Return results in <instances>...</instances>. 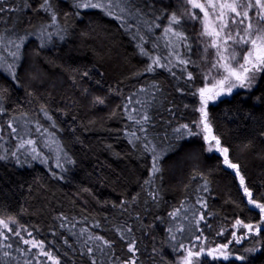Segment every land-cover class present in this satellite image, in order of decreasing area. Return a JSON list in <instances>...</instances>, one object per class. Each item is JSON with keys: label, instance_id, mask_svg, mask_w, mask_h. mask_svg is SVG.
Segmentation results:
<instances>
[{"label": "trees", "instance_id": "1", "mask_svg": "<svg viewBox=\"0 0 264 264\" xmlns=\"http://www.w3.org/2000/svg\"><path fill=\"white\" fill-rule=\"evenodd\" d=\"M51 2L56 24L39 8L42 0H27L30 7L0 0V65H15V79L0 68V89L7 90L0 96L6 110L0 113V219L13 229L0 225L8 237L0 236V264H54L42 251L60 264H91L87 248L99 242L85 245L89 235L114 242L107 254L95 251L98 264L132 256V237L137 264H180L186 255L174 248L180 243L195 245L193 251L228 244L231 258L206 253L199 264H264V224L259 233L235 225L239 219L255 226L264 216L244 193L247 187L264 203V73L251 89L217 98L206 110L211 134L228 148L237 175L221 152L208 151L202 124L193 123L200 121L198 90L209 79L211 60L198 20L184 16L174 26L187 41L169 45L173 38L163 34L173 11L190 10L185 0H135L141 13L123 22L100 9H77L74 0ZM43 28L51 40L41 46ZM20 36L27 38L17 58L12 52ZM177 55L191 62L181 65ZM156 57L166 67L146 71ZM185 124L197 135L175 131ZM156 154L160 171L153 173ZM201 213L205 220L196 223ZM117 226H130L132 237L121 239Z\"/></svg>", "mask_w": 264, "mask_h": 264}, {"label": "snow or ice", "instance_id": "2", "mask_svg": "<svg viewBox=\"0 0 264 264\" xmlns=\"http://www.w3.org/2000/svg\"><path fill=\"white\" fill-rule=\"evenodd\" d=\"M185 2L186 4L190 5L192 9H199L201 12H203L205 19L209 17V9H211V12L216 14L215 19L220 21L219 29L217 30L214 28L212 31L208 30L209 25L205 23L204 31H202L200 34L201 36L207 35L214 37L211 43L205 47V52L208 51V48H213L216 50L215 60L208 68V75H211L213 71H216L217 74H219L221 69H223V72L226 73V75H223L221 79L216 80L213 86L215 87L217 84L222 86L231 80H235L238 83H231L226 89L228 92H231L232 88L238 86L251 87L252 82L256 78V74L264 73V0H205V3H201L200 0H185ZM24 7H30V5L27 3V0H24ZM74 7L77 9H100L106 15L111 16L121 22H123L125 17L128 15H139L141 13V9L135 5V0H74ZM39 8L51 13L52 24L57 23V16L53 10L51 0H42ZM4 10L5 9L3 7H0V12H3ZM75 14L77 16L80 15L79 11H77ZM65 15H67V13ZM184 16H190L192 19H199L198 15L194 12H191L190 10H186L185 12L179 14L173 11L168 17V25L163 29V34L165 37L170 35L173 38L168 41L169 45H172L174 41H187V36L182 31L176 30V28H174V26H179L181 24V20ZM226 17L227 19H225ZM155 27H160V25L156 24ZM29 35H31V33H29ZM40 37L41 46H43L45 43V37H47V40H51V33H48L47 29L43 28L40 32ZM26 38V36L18 37L20 43L15 44L16 51L12 52V56L19 58V50ZM60 38L63 39L64 37L61 36ZM4 40L5 37L0 35V42H3ZM7 42L9 44L14 43L12 40H8ZM141 51L147 55L143 48H141ZM224 53H229V55H224ZM241 53L243 54L241 55ZM177 58L179 59V63L181 65H187L191 62L190 60L180 59L178 55ZM153 65L166 67V65H162L160 63V58L156 57L153 59L152 64L147 67L146 71H154ZM0 68H3L5 71L11 73L13 79H15L14 64H7L6 67L4 65H0ZM84 75L87 76L88 73L85 72ZM188 78L192 79V73H188ZM6 91V89H0V96H2ZM198 91L202 101V107L199 109L201 113V119L198 123H193L196 124L197 127H199L201 124L203 125V130L206 133L204 140L209 142L208 151H212L213 147H215L216 151H219L223 154L224 163L228 165V167L236 169L237 175H239V166L230 162L228 159V148H222L220 146L219 138L211 134V126L208 123V113L205 111V107L207 105L208 99H214V97H205V93L208 91L207 88H201ZM216 95H219V93ZM94 102L100 104L104 103L103 99L100 97H96ZM4 111H6L5 108L2 104H0V113ZM42 111H44L43 108ZM45 115H47L46 111ZM48 118L51 119V117ZM129 118L132 119L131 116ZM149 119L150 117L146 113L141 117V120L144 122H147ZM141 120H137L136 123H141ZM8 127L11 128L13 132H16V129L12 126L11 121L9 122ZM181 129L188 130L187 134L190 136L197 135V133L191 131L189 125L187 124L181 125V127L175 131L180 132ZM36 130L40 131L39 125L37 126ZM45 131L47 130L45 129ZM133 135L135 134L133 133ZM137 139L139 138L137 137ZM212 141H215L214 145L212 144ZM23 143L33 144L34 141L27 140L23 141ZM23 143L21 146H23ZM145 147L148 151H152V149H148L147 146ZM33 151H35V149H33ZM13 155L15 154L13 153ZM158 162L159 155L156 154L153 156V173L160 171ZM57 166L59 167L60 165L58 164ZM145 183L150 184L152 181L149 180ZM244 183V177L241 176L240 184L244 185ZM204 191H207L206 187L204 188ZM244 193L248 197V203L254 205L257 209H259L260 213L264 214V203H261L257 199L253 198V193L247 187H244ZM151 196L153 200L157 199L156 193H152ZM197 203L204 208L207 207V204L203 199L197 200ZM179 211V209H176L172 213H169V215L175 217ZM9 219H12L13 223H15L13 218ZM185 219H187V217H185ZM204 220L205 215L201 213L196 223ZM261 224H264V216H262V220L255 226L252 224H245L239 219L235 222L236 226H242L243 228L247 229L249 233L253 231L259 233L261 231ZM0 225H3L4 228H8V224L2 219H0ZM61 227H63V225H61ZM8 230L10 232L13 231L11 228H8ZM85 231V229H81V234H84ZM115 231L119 234L121 239L132 237V228L130 226H117ZM168 231L170 234L172 233L171 228H169ZM177 231L182 232L183 228H178ZM14 234L18 236L19 232H14ZM29 235H31V233H29ZM235 235V232H233L234 237ZM0 236H3L4 240L8 239V237L4 236L3 233H0ZM171 239L175 240L176 236L171 235ZM196 239L199 240L200 237L197 236ZM89 241L94 243L97 241L99 242L95 243V248H87V253L91 258V264H98L94 254L95 251L107 254V251L112 249L114 243L112 240L105 239V237L100 235H89L84 241L85 245H87ZM24 243H31L33 247L40 249H43L44 247L42 241L38 242L35 240H25ZM228 243L231 244L232 241H229ZM6 247L11 248V245L8 244ZM194 247L195 245H193V248ZM227 247L228 244L217 246L218 249H226ZM174 248L176 250L184 249V252L186 253V255L181 257L180 264H199V260H195L194 262V258L200 257L205 252V249L202 246L197 251H193V248H185L183 243H180L178 246H174ZM137 251L138 249L136 247V240L134 237H132L128 240V252L131 253L132 256L124 261H121V264H137V260L135 258V253ZM214 251L215 250L212 249L208 250L207 255L212 256ZM41 254L46 256L48 259L53 260L54 264H60L59 259L54 257L50 252L42 251ZM220 254L223 255V252ZM10 255L11 254L7 251L3 252V257H10ZM227 258V256H224V259ZM238 259L243 260L244 257L240 256ZM0 260H2V257H0Z\"/></svg>", "mask_w": 264, "mask_h": 264}, {"label": "rangeland", "instance_id": "3", "mask_svg": "<svg viewBox=\"0 0 264 264\" xmlns=\"http://www.w3.org/2000/svg\"><path fill=\"white\" fill-rule=\"evenodd\" d=\"M200 2L201 3H205V0H200ZM190 11L194 12V13H196L198 15L199 19H197V20L199 22L201 31H204L205 23H207L209 25V28H208L209 31H212L214 28L217 29V30L219 29L220 21L215 19V15L216 14L212 13L211 9H209L210 15H209V17L207 19L204 18L203 12H201L199 9H192L191 6H190ZM225 19H227V17ZM232 27H235V26H232ZM203 38H204V40H203L204 55L206 56V58L211 56V60L209 61V63H210L209 67H210L211 63L214 62V60H215L216 50L213 49V48H208V51L205 52V47L208 44L211 43V41L214 39V37H210V36L205 35V36H203ZM238 51H239V49H238ZM242 54L243 53H241V55ZM224 55H229V53H224ZM261 74L262 73L256 74V78L252 82L251 87H239L238 86V87L232 88L231 92H228L226 89L230 86V84L231 83H238V82H236L235 80H231V81L225 83L222 86L217 84L214 87L213 85L215 84L216 80L221 79L223 77V75H226V73L223 72V69L220 70L219 74H217L216 71H213V73L211 75H209V79L207 80L206 84L203 87V88H207L208 89V91H206V93H205V97L206 98L207 97H214V99H208L207 105L205 107V111L207 110L208 105L210 103H214L217 98L224 97V96H230L233 92H236L238 90H249V89H251L252 87H254L256 85V83L258 81V78L260 77ZM217 93H219V95H216ZM201 107H202V101H201V97H200V108ZM200 119H201V113H200ZM202 131H203V134L205 136L206 133L203 130V125H202ZM207 144L209 145V142H207ZM212 144L214 145L215 141H212ZM213 150H215V147H213ZM211 249L215 250L213 252V255L210 256L212 259L226 260V259H224V256H227L228 257L227 259L232 257L225 249H218L217 247H213ZM208 250H210V249H206L205 252L201 256H204L208 252ZM221 252H223V255L220 254ZM201 256L198 257V258H194V262H195V260H200Z\"/></svg>", "mask_w": 264, "mask_h": 264}]
</instances>
